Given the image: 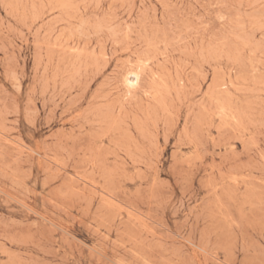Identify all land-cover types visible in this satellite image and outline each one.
I'll list each match as a JSON object with an SVG mask.
<instances>
[{"label": "rangeland", "instance_id": "rangeland-1", "mask_svg": "<svg viewBox=\"0 0 264 264\" xmlns=\"http://www.w3.org/2000/svg\"><path fill=\"white\" fill-rule=\"evenodd\" d=\"M0 264H264V0H0Z\"/></svg>", "mask_w": 264, "mask_h": 264}, {"label": "bare ground", "instance_id": "bare-ground-1", "mask_svg": "<svg viewBox=\"0 0 264 264\" xmlns=\"http://www.w3.org/2000/svg\"><path fill=\"white\" fill-rule=\"evenodd\" d=\"M255 72V71H254ZM141 82V73L137 71H132L128 74L127 85L128 90L132 92L137 89Z\"/></svg>", "mask_w": 264, "mask_h": 264}]
</instances>
